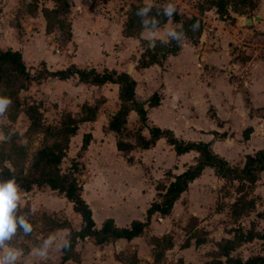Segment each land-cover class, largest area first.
<instances>
[{
	"label": "crops",
	"instance_id": "crops-1",
	"mask_svg": "<svg viewBox=\"0 0 264 264\" xmlns=\"http://www.w3.org/2000/svg\"><path fill=\"white\" fill-rule=\"evenodd\" d=\"M66 1L68 12L64 15L70 23V36L67 38L62 31L46 34V21L41 10L53 9V0H0V50L19 51L23 61H26L24 57L27 56L30 60L24 64L31 73L37 63L41 62L48 71L62 70L72 64L78 69H107L115 74H129L136 83L135 99L138 102H146L152 94L159 96L156 107H146V120L143 124L134 111L127 115L124 127L135 128L137 134L145 138L149 137V130L153 127L170 130L174 137L184 142H208L212 151L220 155L214 151L216 140H220L215 137L219 138L220 134L227 131L229 134L234 132L235 138L240 134L243 137V132L251 129L246 140L247 145L251 144L264 123V61H250L251 57L247 54L238 51L235 54L234 48L231 50L237 31H246V28L241 30L239 26L249 18L232 14L228 9V15L235 20L231 24L224 21L225 16L220 17L214 7L200 12L199 7L206 0H142L146 4L157 2L163 6L173 3L180 17L197 16L202 20L201 34L196 42H193L190 35L184 34L178 40V51L164 59L160 58L159 64L143 67L140 65L144 53L141 44L146 41L151 49L157 41L168 43L172 36L170 33L180 28V23L168 20L162 27L143 29L136 36H126V15L135 0ZM257 1L256 8L250 10H253L255 28L264 29V0ZM33 5L36 11L31 14L29 7ZM54 39L60 49H55V44H49ZM161 53L157 52L158 57ZM32 54H37V58H32ZM73 91H84L76 98L73 108L67 110L73 116L85 102L95 104L101 100L95 120L80 123L73 136L79 141H82L84 134L91 136L86 150L75 160L83 163L87 170L82 181V198L91 209L95 227L100 228L109 218L121 228L128 227L133 220L144 221L150 203L159 200L156 185L168 184L173 176L194 165L198 153L190 151L176 155L163 138L149 149L134 148L128 153L118 151L115 134L106 130L109 119L119 107L116 84L94 86L78 83L76 77L64 81L45 78L38 83H31L23 93L33 99L31 103L38 104L41 101L44 108L54 107L56 112L50 114V117L55 120L57 113L61 112L63 93ZM101 138L110 142L113 148L111 151H106L101 144L95 147V142ZM134 141L135 137L133 140H125L131 144ZM109 153L114 156L115 162L109 163L102 159V155ZM134 156L135 159L138 157L140 164L130 174L129 170L134 166L131 167L127 160ZM146 167L152 171L149 176H145ZM127 176L133 178V183L123 182ZM259 181L253 186H257ZM224 183V180L215 176L213 169L205 168L175 201L169 215L162 217L155 213L151 216L149 225L140 237L130 241L120 239L103 245H96L91 238H85L75 245L78 262L67 263L120 264L116 260L117 256L132 250L138 257L143 255L152 264L154 245L148 243L147 238L161 239L167 235L172 238L168 240L170 247H162L165 257L170 256L174 258L173 262H178L177 259L184 255L183 264L210 263L213 258L206 251H219L218 246L207 240L196 245L195 240L190 239L189 246L181 249L180 243L188 238V234L197 230L209 233L208 238L213 236L215 242L233 238V233L225 232L223 228L217 227L211 232L214 225L221 223L218 220L222 217L221 211L213 212L211 209L214 201L218 200L216 193L220 195L219 186ZM61 213L70 221L74 230L80 228V225L75 228L72 224L73 219H77L79 224L81 221L79 215L72 211L69 202ZM254 213L252 221H263L262 227L255 228L261 231L264 220L257 217L258 210ZM240 216L248 217L245 214ZM68 233L67 229H57L50 235L60 236L64 242ZM193 250L204 253L199 256L200 261L186 260L187 254ZM257 254H262V251L260 241L255 239L242 243L230 256L245 260ZM60 256L59 253L58 258ZM216 256L217 262L213 264H226L225 257L218 253Z\"/></svg>",
	"mask_w": 264,
	"mask_h": 264
},
{
	"label": "trees",
	"instance_id": "trees-1",
	"mask_svg": "<svg viewBox=\"0 0 264 264\" xmlns=\"http://www.w3.org/2000/svg\"><path fill=\"white\" fill-rule=\"evenodd\" d=\"M55 7L53 9L43 8L42 15L46 21V34L62 31L65 37L70 36V23L65 17L68 12L66 0H53ZM173 4V3H168ZM235 4L256 8L257 0H206L199 7V11L214 7L219 15L224 14L228 6ZM174 5V4H173ZM147 9V11H144ZM166 6L153 2L151 4L143 3L142 0H135L127 11L124 24V33L126 36H136L143 29H156L162 27L168 20L180 23V28L175 29L168 43L157 41L151 49L153 54L148 60L142 59L140 65L143 67L152 64H159L160 58L164 59L167 55L173 54L179 49V38L188 34L196 42L201 34L202 20L200 17H180L177 10L172 12L171 17L165 14ZM36 11V6H30L29 12ZM199 22V28L193 29V25ZM161 51L159 55L157 52ZM44 66L43 63H41ZM76 77L78 83L85 85L102 86L106 83L118 85L119 107L115 114L109 119L106 130L118 133L126 124V118L129 112L134 111L140 123L146 120V107H156L159 103V96L152 94L146 102H138L135 99V81L127 73L115 74L107 69L97 71L91 69H78L74 65H69L65 69L48 71L45 68L41 72L32 74L24 64L21 53L12 50H0V96L10 97L12 103L4 113L7 114V120H15V114L23 106V112L26 115L29 125L27 133H41L42 143L32 155L25 150L22 145L14 143L19 139L18 134L4 131V140L0 142V183L14 179L18 188L26 193L33 189L47 187L50 191L58 193L72 205V211L80 217V228L74 230L70 221L61 213L62 219H55L50 216H43L51 229H67L68 237L62 244L61 256L57 264H65L68 261L78 262V256L75 253L77 241L91 238L96 245L112 243L117 240L130 241L140 237L145 228L149 225L150 218L155 213L164 217L170 214L175 201L180 195L188 189L189 184L198 178L205 168H211L219 179L226 183L237 182L236 193L239 194L236 200V217L245 214L254 208V202L243 196L244 185H254L258 180L263 179L264 174V149H259L244 157L242 166H232L226 159L214 153L210 143L206 142H184L174 137L170 130H162L153 127L149 130V137L145 138L141 134L135 135L133 144L116 139V149L123 153H128L134 148L149 149L153 147L157 140L163 138L170 145L176 155H181L190 151L198 153L194 165L189 166L183 172L173 176V180L168 184L159 183L156 185L158 201L150 203L146 210L144 221L133 220L128 227H118L113 219H106L96 228L92 212L88 204L82 198V183L78 176L82 166L78 161L72 159L70 166L65 172L61 171L62 161L66 158L71 138L76 134L78 125L84 122L94 121L98 111L99 100L95 104L84 103L76 115L65 111L57 122L53 124H43L40 107L35 103L22 104L20 93L26 91L31 83H38L45 78H56L64 81ZM247 129L243 132V139L248 140L249 132ZM219 138H224L220 134ZM91 141L90 134H84L78 156H81ZM12 168V170L10 169ZM242 193V194H240ZM242 195V196H241ZM245 199V200H244ZM248 208L249 210H246ZM258 218L264 219V212L256 214ZM19 226V224H18ZM233 238L225 240L219 248V256L226 259V264H264V228L261 231L255 230L251 223L249 229L242 230L236 228L232 230ZM162 239L152 238L153 242L163 246ZM260 241L262 254L248 257L245 260L233 258L230 253L239 247L242 243ZM205 241L204 238L196 239L195 244L199 245ZM164 243V242H163ZM166 247L171 243L167 240ZM157 247V246H156ZM163 249V248H162ZM162 253H156L153 264H159ZM117 256L116 259H118ZM178 264H183L182 262Z\"/></svg>",
	"mask_w": 264,
	"mask_h": 264
},
{
	"label": "rangeland",
	"instance_id": "rangeland-1",
	"mask_svg": "<svg viewBox=\"0 0 264 264\" xmlns=\"http://www.w3.org/2000/svg\"><path fill=\"white\" fill-rule=\"evenodd\" d=\"M229 12L238 16H245L249 19H252L253 16V10H250L249 6L235 4L232 6H228L226 8V11L224 14H222L220 17L225 16L224 21H229L231 24L235 22V20L230 17L228 14ZM255 20H253L252 24L255 25ZM241 25H244L241 24ZM251 25V24H250ZM245 31V30H244ZM243 32V31H241ZM49 44H55V39L49 41ZM55 44V49H60ZM142 49L144 50V53L141 56L140 61L142 59L148 60L150 56L153 54L151 49L149 48L148 42H143L141 44ZM238 51L236 47L231 48V50ZM240 52V51H239ZM50 53L52 54V50L50 49ZM243 54L242 52H240ZM55 54V53H54ZM37 54H32V58H37ZM24 63L29 62L30 59L27 58V56L24 57ZM139 62V61H138ZM28 65V63H27ZM133 68V65L130 66V69ZM33 71L32 74L36 72H41L44 69V66L41 65V62L37 63L36 68ZM30 70V69H29ZM72 82V81H71ZM84 91H74L71 93H63L61 101H62V108L61 112L57 113V118L54 120L50 117V114H53V112H56L54 110V107L48 106L47 108L43 107V104L41 101L38 102V105L40 107V112L42 115L41 121L43 124H53L58 121L60 116L67 111L69 108H73L75 105L76 98L78 99L81 94H83ZM20 100L22 104H28L33 102V99L29 95H25L23 91L20 93ZM98 102V101H97ZM55 106V105H54ZM64 108V109H63ZM7 114L3 113L0 114V142L4 140V131H9L15 134H18L19 139L16 141H13L14 143H17L19 145H22L25 150L29 153V155H32L37 148L40 147L42 143V134L41 133H27V128L29 125L28 119L26 115L23 112V106L20 107V109L15 114V120H7L6 118ZM243 116V114H241ZM28 124V125H26ZM260 131L253 137L251 140V144L247 145V141L243 139L242 135L240 134L238 137L235 138L234 132L229 134L228 131L224 133V138H216L220 139L216 140L217 143L215 145V150L218 152L220 157L225 158L228 163L232 166H242L244 162V157L247 153L252 152L258 148L263 149L264 148V123L263 126L260 127ZM88 131V128L85 129ZM138 131H136L135 128H125L123 127L118 133H114V139H121L123 141L128 139H134L135 135ZM227 135H230L227 137ZM81 144V141L77 139V137H73L70 142L69 151H67L66 158L62 161L61 164V171L65 172L68 167L70 166V162L72 159H76L79 156L77 155L79 152V146ZM98 144L105 146L104 148L106 151H111L113 148L110 144V142L107 139H99L95 142V147L98 146ZM92 145V143H91ZM93 146V145H92ZM113 152V151H112ZM138 157L135 156L132 159L127 160V163L132 167L129 172L130 174L135 172L136 168L140 162L137 159ZM102 159L106 162L112 163L115 162L114 156H111V153L107 154L106 156L102 155ZM125 160V159H124ZM104 161V162H105ZM149 163V162H148ZM80 164V163H79ZM83 164V163H82ZM82 170L79 173V180L82 183L83 176L87 173V170L84 167V164L82 165ZM148 166V165H147ZM145 168L144 173L145 176H149V174L152 173L150 169ZM133 178H129V176L126 177V180H123L124 183H133ZM117 183V182H116ZM236 186L237 182L233 183H224L219 186V193H216L218 196V200L214 201L212 205V211L220 210L222 217H220L218 220L221 222L220 224L217 223L213 226L211 232L215 231L217 227L223 228L225 232H232V230L236 228H241L242 230H247L249 227V224L252 223L254 227L260 228L263 225V221H254L251 220L253 216H255V213L257 210L258 212H264V174L263 179L259 181L257 186H248L244 185L243 187V196L249 200L254 201L255 206L252 209L245 208L246 210H249L245 213L248 217L243 218L242 216L236 217V214L233 213L234 210L236 211V200L237 195L236 194ZM18 193L20 195V200L17 202V207L13 212L14 217L17 218V229L16 232L8 239L4 240L3 247H0V254H3L7 249H13L16 251H19L21 254L18 257V259L15 261V264H57L59 262L58 254H61V248H62V242L63 238L60 236H52L50 235L51 232L57 229H51V226L49 222L43 218V216L47 215L50 217H53L55 219H62L63 216L59 215L61 214L62 210L65 209V206H67V202L62 197L60 198V195L54 191H50L47 187H41L39 189H33L31 192H24L18 188ZM240 193V194H242ZM242 196V195H241ZM34 199V200H33ZM36 200H38L36 203ZM40 200V201H39ZM245 200V199H244ZM256 201V202H255ZM258 207H257V206ZM240 205L237 207L239 208ZM45 208V209H44ZM54 211H58V213H55ZM49 212H53L50 213ZM253 212L252 214H250ZM23 217L29 224L32 225V230L28 233H25L24 230L18 226L19 224V218ZM264 220V219H263ZM73 226L76 228L77 225H80L77 219H73L72 221ZM79 227V226H78ZM231 228V229H228ZM207 235V236H206ZM209 233H206L202 230H197L195 233L188 234L187 239H183V243H180L181 249L184 247L189 246L190 239H193L192 241L196 239H202L209 241V243H213L214 246H218L220 248V245L223 244L224 240H221L220 242H215V238L212 236V238H208ZM211 235V233H210ZM221 237V236H220ZM218 237V239L220 238ZM164 238V237H162ZM161 238V239H162ZM165 241H162L163 246L158 245V243L153 242L152 238L149 239L148 243L154 245V251L152 250V256L156 255V253H162L161 261L159 264H178L180 262H183V258L185 256L183 255L180 257V259H177L178 262H173L174 258H170V256L165 257L164 256V248L167 240H170L172 237H169V235L165 236ZM50 243L46 244V241H49ZM164 242V243H163ZM219 242V243H218ZM157 246V247H156ZM207 248V247H206ZM256 248H254V252L256 251ZM208 250V249H206ZM207 255L209 257H212V261L210 263L206 264H213L217 262L215 260L216 254L219 251H206ZM251 251L250 253H252ZM43 253V254H42ZM148 253V252H147ZM42 254V255H41ZM204 253L202 251H191L189 254H187V259L190 261H200L199 256L203 255ZM29 257V258H27ZM236 257V255H235ZM120 264H150L146 260V258L143 255H140L138 257L135 253V251L130 250L128 253L119 256L118 259H116ZM66 264H72L66 263ZM153 264V263H152Z\"/></svg>",
	"mask_w": 264,
	"mask_h": 264
},
{
	"label": "clouds",
	"instance_id": "clouds-1",
	"mask_svg": "<svg viewBox=\"0 0 264 264\" xmlns=\"http://www.w3.org/2000/svg\"><path fill=\"white\" fill-rule=\"evenodd\" d=\"M144 11H147V9ZM173 11H175V6L173 4L166 6V15L171 17ZM197 28H199V22L193 25L194 30ZM11 103L10 97L0 96V114H3ZM19 200L20 195L18 193V186L14 179L0 183V247L4 246V240L10 238L16 232L17 218L14 217L13 212ZM19 226L25 233L32 230V225L23 217L19 218ZM47 243H50V240L46 241V244ZM20 254L19 251L7 249L3 254H0V264H15Z\"/></svg>",
	"mask_w": 264,
	"mask_h": 264
},
{
	"label": "built area",
	"instance_id": "built-area-1",
	"mask_svg": "<svg viewBox=\"0 0 264 264\" xmlns=\"http://www.w3.org/2000/svg\"><path fill=\"white\" fill-rule=\"evenodd\" d=\"M241 30L246 28L245 32L240 29L236 33L234 46L238 52L250 56V61L260 59L264 61V29H256L254 24L240 25Z\"/></svg>",
	"mask_w": 264,
	"mask_h": 264
},
{
	"label": "water",
	"instance_id": "water-1",
	"mask_svg": "<svg viewBox=\"0 0 264 264\" xmlns=\"http://www.w3.org/2000/svg\"><path fill=\"white\" fill-rule=\"evenodd\" d=\"M253 20L252 19H247L246 22H244V25H250L252 24ZM12 170V168H10Z\"/></svg>",
	"mask_w": 264,
	"mask_h": 264
}]
</instances>
